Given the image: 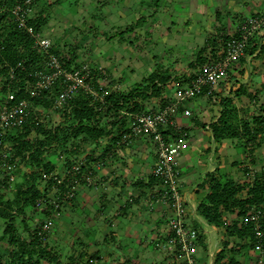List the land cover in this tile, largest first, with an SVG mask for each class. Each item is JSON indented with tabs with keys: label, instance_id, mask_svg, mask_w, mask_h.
Returning <instances> with one entry per match:
<instances>
[{
	"label": "crops",
	"instance_id": "0c3cea01",
	"mask_svg": "<svg viewBox=\"0 0 264 264\" xmlns=\"http://www.w3.org/2000/svg\"><path fill=\"white\" fill-rule=\"evenodd\" d=\"M96 1V10L79 20V25L73 18L67 20L71 27H65L63 32L76 27L84 32L94 27L113 32L110 33L113 48L101 49L96 45L93 59L104 66L109 80L121 84L122 92L156 83L160 93L143 99L145 109L163 107L177 87L189 83L209 54L216 58L222 56L221 40L227 39V34L236 32L245 17L264 9V0ZM92 17L102 18L99 27ZM52 29L54 26L50 25L48 32ZM49 36L56 45L54 36ZM91 40L86 38L87 42ZM161 51H164L162 55ZM89 56L92 59L91 54ZM83 61L89 62L88 58ZM228 72L212 94L204 88L185 104L192 110L191 115H185L182 109L175 114V119L188 132V147L179 158L180 188L186 204V220L200 232L198 264H218L216 255L222 248L225 257L229 252L238 254L234 255L235 264H261L262 253L255 248L250 251L254 252V260L246 259L243 242L249 236L228 235L225 227L210 223L199 212L198 205L206 199L209 187L202 182L207 175L227 173L222 172V168L226 166L227 146L232 138L216 140L211 129L222 109L221 99L231 98L239 111L249 104H237L235 97H240L242 102H245L244 97L252 95L264 97V29L250 40L246 55L233 63ZM108 84H112L111 81ZM259 104L264 108V99L256 103ZM115 139L101 135L94 141L96 144L92 143L94 151L102 157L108 152L113 154L92 184H78L74 198L66 203L55 220L48 239L52 238L57 244L71 233L78 234L85 244L86 256L91 257V261L94 258L95 264H173L171 255L159 245L169 236L171 211L152 194L155 145L147 135L135 136L127 144H122L120 137ZM87 145L82 148L90 161L95 153ZM62 168L63 164L58 166L59 170ZM225 176L236 180L230 174ZM262 222L264 225V219ZM100 244H103L104 254L98 252ZM111 245L113 248L106 250Z\"/></svg>",
	"mask_w": 264,
	"mask_h": 264
},
{
	"label": "built area",
	"instance_id": "2783aa9c",
	"mask_svg": "<svg viewBox=\"0 0 264 264\" xmlns=\"http://www.w3.org/2000/svg\"><path fill=\"white\" fill-rule=\"evenodd\" d=\"M37 1L15 0L11 5L5 1L0 3V13L10 14L15 28L30 36L32 48L39 55L37 63L27 72L29 77L23 80L22 86L18 84L20 79L12 67L8 74L10 79L7 87L0 93V192L2 193H8L13 189L20 163V158L12 147L13 141H7V136L23 134L25 125L30 123L31 130L27 137L41 138L36 131L37 126L55 128L63 123L62 114L70 113L75 99L86 97L90 104L101 111L104 108L106 95L110 94L105 88L108 76L103 65L91 66L86 61L71 65L64 60L63 55L53 51L54 44L45 27L31 17L33 5ZM263 29L264 9L245 17L238 24L236 32L227 34L228 38L221 40L222 56L216 58L209 54L195 70L194 77L189 83L177 87L163 107L141 111H126L125 108L121 110L127 116L128 123L127 131L119 141L127 144L135 136L147 135L155 145L156 158L151 171L155 178V186L152 194L154 198L165 202L171 211L168 220L169 236L159 245L171 255L173 264H198L196 252L200 233L198 228L190 225L186 220V204L180 188L179 158L188 147V132L175 119V114L182 109L185 115H191L192 110L185 104L199 95L204 88H207L208 94H212L219 81L228 76V70L233 63L246 55L250 40ZM16 66L26 68L22 60H19ZM22 88L27 95L18 97V92ZM53 88L55 90L52 92ZM112 89L114 92L118 91L120 84H114ZM47 91H51L45 96L49 102L47 107L42 103L34 102L33 98L42 97ZM169 127L171 131H168ZM83 141L82 135H79L77 138L72 137L64 148L57 146V156L63 161L62 170H59L55 164L49 171L46 169L40 171L38 186L41 194L36 197L34 206L44 209L43 220L37 230L43 238L48 239L55 220L61 215L66 203L74 198L79 182L92 184L96 174L113 154L108 152L102 157L101 153L93 151L95 158L89 161L87 155L83 153L81 144ZM72 142L75 144L72 145ZM46 158L49 159L48 153ZM262 217L263 211L253 207L246 212L240 223H254L257 240L254 248L262 253L260 263L264 264Z\"/></svg>",
	"mask_w": 264,
	"mask_h": 264
},
{
	"label": "trees",
	"instance_id": "16d2710c",
	"mask_svg": "<svg viewBox=\"0 0 264 264\" xmlns=\"http://www.w3.org/2000/svg\"><path fill=\"white\" fill-rule=\"evenodd\" d=\"M4 1L11 5L15 0H0V3ZM42 19L38 18L34 21L42 24ZM0 46H2L0 48V93H2L9 82L10 69L14 67V72L20 79L18 84L22 86L23 80L29 77L27 72L37 63L39 55L34 50H31L35 52L34 56L26 52L33 49L31 38L15 28L9 13H0ZM19 60L24 61L25 69L16 66ZM54 90L55 88L51 91ZM148 90L151 92L148 93ZM51 91H47L42 97L33 98L34 102L47 101L45 96ZM18 93V97L27 95L23 88ZM159 93L160 88L154 82L145 88L138 85L129 92L115 91L106 95L104 108L101 111L90 104L86 97H79L72 102L70 113L63 112V123L55 128L37 126L36 131L41 138L27 137L31 130L30 123L25 125L23 134L12 136V147L20 158L17 173L22 177V181L15 182L11 190L13 193L11 199H7L0 192V225L3 226L0 233V248L5 245L4 250H0V264H93L91 257L84 258L83 252L80 253L79 258L70 255L69 261L64 262L60 253L47 242V239L37 233V225L30 226L24 221L27 235L23 236L17 231L16 214L24 212L27 206L35 205L36 197L41 194L38 186L40 171L42 169L49 171L57 164L55 161L57 146L64 148L72 137L77 138L79 135H82L86 142L92 140L96 142L101 135H108L112 141H116L114 137L121 138L127 131L128 119L121 110L123 108L126 111L148 110L142 103L143 99L150 94ZM220 104L222 109L218 119L211 126L214 138L221 140L244 134L247 135L248 144H251L250 141L254 139V135L248 123L244 124L242 132L239 124L232 121L231 113L234 112L235 107L232 99L222 98ZM253 120L258 124L257 129L263 130L261 117H254ZM168 131H171V127ZM74 144L72 142V145ZM49 148H52L54 155L48 159L46 155ZM205 183L209 189L205 201L198 205L199 212L210 223L225 227L228 235L249 236L250 244L254 247L257 241L254 223H240V221L242 222L244 215L251 208L256 207L262 210L264 207V170L249 183H242L225 175L213 173L207 175L202 184ZM244 192L245 195H243ZM41 211L44 212V209ZM229 215L233 216V219L227 221ZM224 258L225 253L222 248L216 255V262L224 264Z\"/></svg>",
	"mask_w": 264,
	"mask_h": 264
},
{
	"label": "rangeland",
	"instance_id": "374dc122",
	"mask_svg": "<svg viewBox=\"0 0 264 264\" xmlns=\"http://www.w3.org/2000/svg\"><path fill=\"white\" fill-rule=\"evenodd\" d=\"M97 1L96 0H38L34 3L33 9L31 11V17L36 20L38 18H43L41 23L45 27L47 33L52 34L54 36V39L56 41V45L53 46V51L60 53L64 56V60L70 63L71 65H77L82 62L83 60H89V63L91 66L98 65L96 63V60L93 59L96 49V45L101 49H112L113 43L110 42V39L112 35L110 33H113L111 31H100L97 30L95 27L93 30H90L89 32H84L81 28L78 27L72 29L71 31L67 33L66 31L63 32V29L65 27H68L66 29H69V26L71 27V24L67 23V20L70 21L71 18L75 19L76 25H79L78 21L82 19L84 20L89 14L92 13L95 9ZM87 11V12H86ZM83 12V14L81 13ZM86 13V14H84ZM82 14V15H81ZM48 16V19H47ZM81 17V18H80ZM151 17V16H147ZM95 23H97L98 27L100 24V20L102 18H94L92 17ZM119 18V17H118ZM117 18V19H118ZM120 19H122L120 17ZM49 21V23H48ZM65 22V24H64ZM134 23V22H133ZM83 24V23H82ZM54 26V29L50 30L48 32L49 26ZM57 25V27H55ZM111 27V26H108ZM108 29V28H106ZM49 34V35H50ZM142 36L144 34L140 33ZM151 35V33L148 32V35ZM89 37L93 40L91 42H87L86 38ZM52 38V37H51ZM109 41V42H108ZM108 43L110 46H108ZM94 45L95 47H93ZM93 49V50H92ZM33 49L26 50L29 55L34 56L35 52H31ZM164 53V51H161V54ZM91 54L92 59H89V55ZM153 54H156V51L153 50ZM89 56V57H88ZM87 57V58H86ZM82 60V62H80ZM109 81H111L112 84H108ZM118 82V81H117ZM116 84L115 80H109L106 83L105 87L109 93L114 92L112 89V86ZM120 84V83H119ZM121 87V84H120ZM120 90V89H119ZM118 90V91H119ZM123 90V89H122ZM122 90H120L122 92ZM264 97H258V96H250L249 98L244 97V101L242 102L240 97H235V103H246V105L243 108H239L240 110H237V107H234V112L231 113L232 121L239 124L240 131L243 132L244 124L247 122L248 127L251 130V133L254 135V139L250 141L251 144H248L247 141V135H240L237 137H231L232 139L229 140V145L227 146L229 150V154L227 155V163L224 168H222V172H227L225 175L230 174L234 178H236V181H240L242 183H249L251 182L254 177H256L261 171L264 170V108L261 109V105H256L258 101L261 99L263 100ZM256 100V102L254 101ZM40 103L43 104V106H48V101H41ZM256 106H254V105ZM233 105H235L233 103ZM254 117H261L263 121V130L257 129V122L253 120ZM12 136H16V134H11L7 136V141L11 140L13 141ZM83 145L88 144L87 147L91 149V151H94L95 149L92 146V143L96 144L94 140H92L90 143L83 141ZM82 144V143H81ZM82 145V146H83ZM81 146V147H82ZM9 147V146H8ZM84 148V147H83ZM85 149V148H84ZM83 149V150H84ZM49 157L51 158L54 153L52 151V148L49 149L47 152ZM56 153V152H55ZM76 153V152H75ZM57 154V153H56ZM57 156V155H56ZM61 158L57 156V159L55 160L58 166H61L63 163L61 162ZM22 181V177L19 176L17 173V178L15 180L16 183H19ZM85 183L84 181H80L79 184ZM86 184V183H85ZM3 195L6 196L7 199H11L13 193L9 191L8 193L3 192ZM245 195V192L243 193ZM263 211V219H264V207L262 209ZM44 216V212L41 211V209H38L34 206H27L22 213L16 214V227L17 231L20 232L23 236L27 235V230L25 229V226L23 225V222H27L30 226L37 225L39 226L42 223ZM227 219H233V216L229 215ZM2 227L0 225V233L2 231ZM78 234L71 233L68 235L66 240H58L57 244L56 242H52V238L47 239V242L53 246L54 249H56L64 262L69 261L70 255H75L79 258V255L81 252L85 253L84 258H88L86 256L88 253L86 251V248L84 247V242L79 240ZM245 244V255L246 259L254 260V252L250 253L254 247L250 244V238H248L247 241L243 242ZM5 245H3V248L1 247L0 250H4ZM112 249V245L107 248L106 250ZM99 254H104V248L103 244L99 245ZM229 252L228 256L225 257L224 264H235L234 263V255H238L237 253L230 254ZM253 256V257H252ZM233 259H232V258ZM251 257V258H250ZM232 260V261H231ZM229 262V263H228ZM92 263H97L94 258H92Z\"/></svg>",
	"mask_w": 264,
	"mask_h": 264
}]
</instances>
